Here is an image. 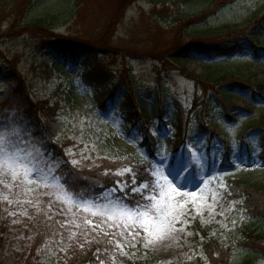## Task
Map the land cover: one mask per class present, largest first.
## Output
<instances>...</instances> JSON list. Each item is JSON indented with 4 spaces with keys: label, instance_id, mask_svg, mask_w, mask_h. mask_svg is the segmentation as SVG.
I'll return each instance as SVG.
<instances>
[{
    "label": "rangeland",
    "instance_id": "obj_1",
    "mask_svg": "<svg viewBox=\"0 0 264 264\" xmlns=\"http://www.w3.org/2000/svg\"><path fill=\"white\" fill-rule=\"evenodd\" d=\"M212 1L36 0L25 16L31 29L22 27L13 35L4 22L0 132L22 128L18 139L55 161L67 159L62 153L76 143L69 137H79L83 128V140L97 147L91 152L95 165H106L97 157L115 158L105 160L112 166L122 162L118 169L131 164V159H142L150 170L178 171L179 175L173 172L174 183L182 186V192L197 191L198 197L195 203L185 198L183 214L162 239L145 246L143 233L136 240L128 237L121 240L122 254L109 244L110 237L96 232H90V243L79 235L70 241L69 229L58 223L71 219L64 214L67 206L40 195L46 189L39 188L29 198L38 199L44 211L53 200L51 219L31 206H26L27 216L9 215L24 208L4 203L2 197L8 193L0 188V264H191L200 256L198 264H212L204 250L209 238L229 249L232 264H264V19L257 22L264 15V0H232L207 19L196 20ZM192 19L199 22L190 24ZM249 25L254 29L246 36L238 42L229 40L240 46L235 56L183 51L188 44L213 47L210 42ZM85 68L100 74L111 70L114 82L124 74L132 78L138 103L132 121L122 110L127 86L103 111L102 98L85 85ZM224 71L233 72L227 92L210 90L196 109L194 100L202 92L194 76ZM249 78L255 87L244 85ZM108 113H114L119 126ZM180 134L186 140L179 143ZM151 135L153 155L146 145ZM235 181L262 193L249 198ZM127 196L125 202L133 206L136 201L144 203L133 193ZM71 231L77 230L71 227Z\"/></svg>",
    "mask_w": 264,
    "mask_h": 264
},
{
    "label": "snow or ice",
    "instance_id": "obj_2",
    "mask_svg": "<svg viewBox=\"0 0 264 264\" xmlns=\"http://www.w3.org/2000/svg\"><path fill=\"white\" fill-rule=\"evenodd\" d=\"M108 114L112 116L113 124L119 126L120 122L114 118V113ZM3 123L0 120V126H3ZM80 131L79 137H69L74 139L76 143L71 148L64 150V155L68 159L55 161L52 160L51 156L45 158L39 147L29 146L18 139L22 135V128L17 127L10 131L0 132V188L8 193L3 195L2 201L9 206L24 208L23 212L9 213V215L27 216L26 206H31L37 213L44 211L38 199L29 198L39 188H44L47 191L40 193V195L53 197L54 201H59L67 206V212L64 214L70 215L71 219L58 221V223L62 229H69L68 239L70 241L75 240L79 235L84 237L85 243H90L91 241L88 240L90 232H96L97 235L102 234L110 237L109 244H112L114 249L123 254L125 244L121 243V240L126 241L128 237L136 240L143 233V238L146 241L145 246H147V244L162 239L164 235L172 231L179 215L183 214L181 210L187 203L185 198L190 197L195 203L198 192L195 190L182 192V186L174 183L173 172L175 170L168 171L166 174L164 169L158 167L149 171L147 182L137 184V173L132 166L117 169L112 173L117 177L130 176V180L118 179L114 187L102 191L98 196L91 195L86 190L76 191L74 183L68 180L69 174L74 175L75 169L85 167L86 161H92L90 166H97L91 156V152L97 151L96 144L86 143L83 140L84 129L81 128ZM81 144L83 147L76 151ZM77 156L79 159L75 158ZM160 163H163V159ZM62 165L71 166L68 173L60 171ZM108 174L109 170H105L103 173L105 176ZM175 175H179V172L175 171ZM170 176L173 179H169ZM78 179L86 178L79 177ZM187 180L188 177H185V181ZM203 183L208 185L210 181L206 180ZM31 185L36 187H31ZM195 187H199V185ZM221 187L226 186L221 185ZM14 189H19V191H14ZM126 190L140 196L144 203L136 201L134 206L131 202L126 203L125 201L128 199ZM117 192L124 193V195L117 197ZM146 192L147 195H145ZM181 200L184 203H181ZM54 201L50 200L47 205L48 211H44L49 219H51L49 213L52 212ZM97 217L99 218L98 221L93 219ZM13 223H19V221L14 220ZM71 227L77 231H71ZM105 227L109 231H105ZM112 229L116 231H111ZM116 237H120V239ZM62 241L63 236H61ZM78 246L82 248L84 245L79 244ZM99 251L97 249L98 253ZM100 264H104V262L100 261Z\"/></svg>",
    "mask_w": 264,
    "mask_h": 264
},
{
    "label": "trees",
    "instance_id": "obj_3",
    "mask_svg": "<svg viewBox=\"0 0 264 264\" xmlns=\"http://www.w3.org/2000/svg\"><path fill=\"white\" fill-rule=\"evenodd\" d=\"M36 0H0V33L2 32V27L4 22H8V28L14 32L13 35L18 34L19 28H24V29H31L32 24L27 23L25 20V16H27L30 7L34 5ZM232 0H213L210 5H208L203 11H201L199 14H196L195 17L196 20L203 21L206 17L213 15L218 8H220L222 5L230 2ZM207 19V18H206ZM264 19V15L261 16L260 19L257 20L258 23H261V20ZM192 19L189 21L190 24H194L195 22H199ZM263 21V20H262ZM187 23V24H189ZM35 27H40L37 24H34ZM253 26H249L248 28H245L241 31H230L226 34L225 37L219 40V42H210L211 45L213 44L214 46L212 47L215 51H222L220 54L226 53H236L234 50L236 46H232V43H229V40H235L238 41V37L241 36L242 34H246V32L252 28ZM241 33V34H240ZM14 37V36H13ZM226 45V46H225ZM225 46V47H224ZM198 47H201L203 50L206 48V46L203 48V46L199 45ZM230 48L228 51L225 49ZM223 49V50H222ZM190 51L188 46H185L183 48V51ZM204 51H207L204 49ZM102 71L95 70L93 72H89L85 75V81L87 84H98V94L100 96H107L108 98H113L115 96V92L117 91L118 88L115 89H109L110 83L106 82L108 79H110L109 75L112 73V71H106L102 73V77L99 80V76L97 75L98 73ZM232 78H233V72L229 71H224L220 72L217 75H209L208 77H203L201 75H195L194 79L198 85V88L200 91H203V97L209 96V91L215 89L217 92H222L226 93V87L230 83H232ZM98 79V80H97ZM104 81V83H103ZM106 82V83H105ZM234 83V82H233ZM119 84H125L128 86L130 92L126 98L127 101V110L129 111L130 115H136L138 111V103L136 102V94H135V88H134V83L132 81V78L127 77V74L120 75V80ZM248 87H255V84L253 83V80L251 78L247 79L245 81V84ZM111 86V85H110ZM200 97H196L195 99V107H199L198 101ZM126 107H124L125 109ZM133 110H137L134 112ZM106 165H101V166H90L91 164L85 163V167L78 168L74 170V175L69 174L68 180L71 183H74L76 191L80 190H102L104 188H109L115 185L116 180L121 179L120 177H117L115 175H112V173L117 170L121 163L120 161H114L113 163H116V166H112L110 162L107 160H103ZM131 163L132 160H129ZM71 168L70 165H63L61 172L68 173L69 169ZM105 170H109V174L107 176L103 175ZM137 173V178L139 181H145L149 178V172L146 170L144 166H141L138 168L136 171ZM79 177H84L86 179H78ZM127 180H130V176H127ZM237 185H241L243 191L246 193V195L250 198L251 195L253 197H256V194H253L254 192H259L261 194V190L259 189H254L251 184H247L245 182H238L235 181ZM261 192V193H260ZM246 195H243L246 196ZM132 197V196H131ZM198 228L201 231H204L207 233L206 230L202 226L198 225ZM204 250L205 253L209 259V261L212 264H232L231 263V254L229 249L224 248L221 244L217 242L214 238H209L207 242L204 244ZM202 257L200 256L198 260L192 262L191 264H198L199 261H201ZM128 264H146L144 261H137V262H131L129 261Z\"/></svg>",
    "mask_w": 264,
    "mask_h": 264
}]
</instances>
